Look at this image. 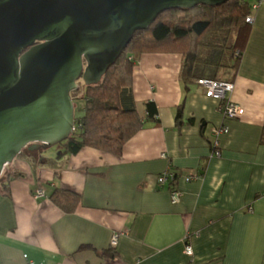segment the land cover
<instances>
[{"label": "crops", "instance_id": "crops-1", "mask_svg": "<svg viewBox=\"0 0 264 264\" xmlns=\"http://www.w3.org/2000/svg\"><path fill=\"white\" fill-rule=\"evenodd\" d=\"M251 16L226 95L242 115L225 117L222 101L196 82L186 88L181 54L144 53L132 73L144 123L120 155L83 147L34 164L20 155L4 166L20 175L8 193L0 190V264H264V4ZM148 100L155 120L145 118ZM219 127L228 132L215 136ZM163 170L196 176L177 179V203L168 184L156 183ZM58 187L80 195L73 213L50 201ZM108 250L113 255L102 254Z\"/></svg>", "mask_w": 264, "mask_h": 264}, {"label": "water", "instance_id": "water-1", "mask_svg": "<svg viewBox=\"0 0 264 264\" xmlns=\"http://www.w3.org/2000/svg\"><path fill=\"white\" fill-rule=\"evenodd\" d=\"M225 1L0 0V175L23 149L72 134L71 91L99 83L136 31L165 10Z\"/></svg>", "mask_w": 264, "mask_h": 264}, {"label": "trees", "instance_id": "trees-1", "mask_svg": "<svg viewBox=\"0 0 264 264\" xmlns=\"http://www.w3.org/2000/svg\"><path fill=\"white\" fill-rule=\"evenodd\" d=\"M255 3V2H254ZM246 0H227L219 6L197 5L192 9H169L160 13L150 26L136 31L117 60L108 67L99 83L86 86L80 116L74 115L72 134L58 146V155L75 154L89 147L120 155L124 144L143 126L132 95V73L140 55L152 52H177L182 56L180 81L188 88L199 78L233 80L249 33L246 17L252 5ZM71 91L73 100L78 96ZM183 103L177 106L176 120L181 118ZM145 118L155 120L153 101L144 104ZM38 151L23 149L20 155L32 164L39 162ZM19 172L0 175V190L9 191V181ZM50 201L64 213H73L80 195L54 188ZM85 247V246H82ZM103 255H113L110 251Z\"/></svg>", "mask_w": 264, "mask_h": 264}, {"label": "built area", "instance_id": "built-area-1", "mask_svg": "<svg viewBox=\"0 0 264 264\" xmlns=\"http://www.w3.org/2000/svg\"><path fill=\"white\" fill-rule=\"evenodd\" d=\"M264 4V0H255V3L252 5V9L258 8L260 5ZM246 22L252 23L253 19L252 16L246 17ZM196 83L203 88L204 94L207 97H211L217 100H221L222 102L219 105L220 112L225 117H238L242 115L243 109L239 108V106L235 103L230 102V100L226 97L228 92H231L234 88L233 82L229 80H214V79H207V78H199L197 79ZM227 127H219L214 128L213 133L215 136L220 135L221 133H227ZM218 151H216V155H218ZM178 178H182L186 182L193 180L196 178L194 175H186V176H179L172 170H163L160 172L156 177V183L158 186L163 187L167 185L169 197L172 203H177L180 201L181 198V190H179L175 186V182ZM43 195L42 190L38 189L34 193V197H40ZM118 233H114L111 237L110 244L115 246L118 239ZM189 234L186 235V237ZM184 252L186 255H192V247L190 243L187 241L185 242Z\"/></svg>", "mask_w": 264, "mask_h": 264}, {"label": "rangeland", "instance_id": "rangeland-1", "mask_svg": "<svg viewBox=\"0 0 264 264\" xmlns=\"http://www.w3.org/2000/svg\"><path fill=\"white\" fill-rule=\"evenodd\" d=\"M246 1L249 2V3H254L255 2V0H246ZM82 93H83V91H82L81 87L77 88L76 95L78 97L73 100V104H74V115L75 116H80L83 113V110L81 109L82 108V104H83V99L81 98ZM60 149H61L60 146L54 145V146L48 147L46 149H40L39 150V154L42 157H45V158H48V157H56V155L59 153ZM18 156H20V155H18Z\"/></svg>", "mask_w": 264, "mask_h": 264}]
</instances>
